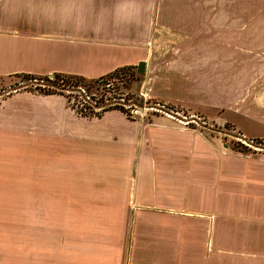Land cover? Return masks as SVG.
<instances>
[{
	"label": "crops",
	"instance_id": "0c3cea01",
	"mask_svg": "<svg viewBox=\"0 0 264 264\" xmlns=\"http://www.w3.org/2000/svg\"><path fill=\"white\" fill-rule=\"evenodd\" d=\"M186 1L11 0L1 10L0 78L97 79L144 62L145 95L177 113L87 118L29 89L0 99V162L31 154V184L18 193L48 210L43 242L62 237L63 250L41 251L34 233L27 264H264L263 21L250 41L248 10L214 5L206 16Z\"/></svg>",
	"mask_w": 264,
	"mask_h": 264
},
{
	"label": "rangeland",
	"instance_id": "374dc122",
	"mask_svg": "<svg viewBox=\"0 0 264 264\" xmlns=\"http://www.w3.org/2000/svg\"><path fill=\"white\" fill-rule=\"evenodd\" d=\"M9 1L11 0H0V12L2 9H6ZM183 4L194 5L195 8H199L202 11V15L206 16L208 13L207 11L212 9L214 5L218 9L227 8L232 10L234 15H236V10H238V13L241 12V10H248L250 25H253V27H249L250 41H256L258 30L257 25H260L262 21L264 25V0H217L214 1V3L209 0H192L190 2L186 1ZM258 16L259 18L257 19ZM202 20L200 36L201 41H206L204 37L208 36V29L207 27L204 28V24L207 25L208 18L205 17L202 18ZM257 20H259L258 24L256 23ZM130 67H133V72H135L140 79L138 82L133 83L131 91L126 92L121 90L123 94L121 95L120 102L124 104V109H126L127 113L130 114L131 117L148 118L151 115L150 113H154L150 110L152 108L156 114L160 113H158L157 110H163L162 112L172 110L171 107L154 102V100H151L145 95V89L143 88L144 73L140 74L137 72V65ZM108 82H110V84L107 86L98 87L99 89L96 87L97 90H95V88L93 89L92 93L95 97V101L100 98L103 93H106V90L108 91V86L112 89L115 85L119 86L120 84V82L117 84L116 80L113 81L111 79L108 80ZM37 85H41L40 82H24L15 76L1 77L0 99L17 91L20 92L26 89L38 93L35 89ZM120 85H122V83ZM141 94H144V96ZM70 101L75 106H78V110H84V106H87V104H84L81 97L76 94L72 95ZM92 105L90 106L92 107ZM96 110L99 111V109ZM85 112L88 113L87 111ZM181 116L186 118L184 115ZM7 155L11 158L10 162L5 164L0 162V189L1 186H3V189L8 192H0V264H17V257L19 256L21 258L24 256V263L27 264V260L31 261V255L34 249V243L32 241L34 233L41 236L40 242H35V247L41 251L47 248L56 249V251L63 250V245L60 244V239L62 237L61 235L56 234L54 237H56L57 243L53 242L50 247L48 242H43L45 237L50 234L49 226L47 224L45 225L42 219L44 218L46 219V222L48 221V210H34L32 208V193H18V190L26 189L24 188L26 179H29V182L26 185L31 184V154L26 156L28 161H25L24 159V161H19L17 159L18 152L16 151L13 152V155L10 153ZM21 156L24 158V155ZM21 156L18 155V158H21ZM56 216L58 218L59 215L56 214ZM34 220L37 221V224ZM57 227L59 228L63 226L57 225ZM53 231L54 229H52V232Z\"/></svg>",
	"mask_w": 264,
	"mask_h": 264
},
{
	"label": "trees",
	"instance_id": "16d2710c",
	"mask_svg": "<svg viewBox=\"0 0 264 264\" xmlns=\"http://www.w3.org/2000/svg\"><path fill=\"white\" fill-rule=\"evenodd\" d=\"M132 69L133 67L130 66L117 68L114 71L97 79H87L78 75L66 74H53L50 76L52 78H49V76L36 77L28 74H18L14 76L20 78L24 82H40L41 85H37L35 87L36 91H38L40 94H58L64 96L67 99L70 108L74 110L76 114L82 117H99L107 111L119 110L128 118H131L130 114H128L126 109H124V104L121 103L120 100L121 95L123 94L121 90L126 92L131 91L133 83L138 82L140 79V77L135 72H133ZM110 79L113 81L116 80L117 84L120 82L122 85H115L112 87V89H110L108 86V91L106 90V93H103L101 97L95 101V97L92 93L93 89L95 88V90H97L98 87L109 85L110 82H108V80ZM73 94L81 97V99L84 101V104H87V106H84V110H78V106H75L71 103L70 99ZM89 104L92 105V107ZM96 109H99V111ZM236 147L244 148L241 146L239 147V145Z\"/></svg>",
	"mask_w": 264,
	"mask_h": 264
},
{
	"label": "water",
	"instance_id": "95a60500",
	"mask_svg": "<svg viewBox=\"0 0 264 264\" xmlns=\"http://www.w3.org/2000/svg\"><path fill=\"white\" fill-rule=\"evenodd\" d=\"M137 72L138 73H144V62H140V63H138V65H137Z\"/></svg>",
	"mask_w": 264,
	"mask_h": 264
},
{
	"label": "built area",
	"instance_id": "2783aa9c",
	"mask_svg": "<svg viewBox=\"0 0 264 264\" xmlns=\"http://www.w3.org/2000/svg\"><path fill=\"white\" fill-rule=\"evenodd\" d=\"M142 96H144V94H141ZM153 109V108H152ZM157 111H160V110H157ZM163 111V110H162ZM162 111H160V112H162ZM175 111H172V110H166V112H163V113H165V114H169L170 116H175V115H177V113H174Z\"/></svg>",
	"mask_w": 264,
	"mask_h": 264
}]
</instances>
